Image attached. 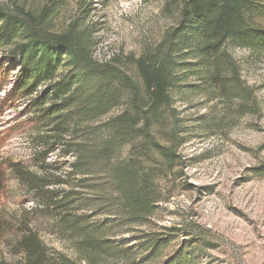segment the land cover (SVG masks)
Returning <instances> with one entry per match:
<instances>
[{"label":"rangeland","instance_id":"obj_1","mask_svg":"<svg viewBox=\"0 0 264 264\" xmlns=\"http://www.w3.org/2000/svg\"><path fill=\"white\" fill-rule=\"evenodd\" d=\"M47 1L11 0L15 6L33 10H41ZM181 2L63 0L49 27L61 32L77 20L91 32L98 61L115 59L138 78L133 60L154 53L166 31L177 24ZM255 19L264 28V0ZM229 52L240 68L241 79L253 88L257 108L245 114L236 99L209 98L204 93L205 82L189 76L183 85H189L191 92L175 96L171 110L166 111L163 131L158 133L166 141V132L177 127L186 141L178 150L180 162L157 174L159 200L143 224H125L112 200L114 191L109 187L103 192L100 167L92 170L84 188H76L82 193V204L83 200L96 201L93 208L79 210L72 218L92 224L100 239L130 255V260L100 258L97 264H165L173 260L177 264H264V49L229 45ZM6 55L0 51V160L19 163L36 175L48 168L65 179L73 157H62L60 151L48 154L50 166L45 169L35 160L43 151L35 137L43 130L33 100L46 85L33 96L19 94L14 86L20 65ZM156 164H160L157 157L149 162ZM37 201L22 178L7 169L0 199V221L5 225L0 264H24L18 242L26 228L38 233L50 264H89L91 257L82 248L80 234L65 227L59 214L38 206ZM152 232L169 239L155 256L143 244ZM185 252L187 258H181Z\"/></svg>","mask_w":264,"mask_h":264},{"label":"trees","instance_id":"obj_2","mask_svg":"<svg viewBox=\"0 0 264 264\" xmlns=\"http://www.w3.org/2000/svg\"><path fill=\"white\" fill-rule=\"evenodd\" d=\"M62 3L48 0L41 10H33L0 0V51L20 65L14 89L33 96L46 85L33 100L43 130L35 137L43 147L36 164L47 168L48 154L59 151L62 157H73L65 179L48 168L36 175L19 163L0 160V199L6 171L11 169L37 195L38 206L59 214L65 227L80 234L89 264L108 257L130 260L129 252L100 239L92 224L72 218L79 210L93 208L96 201L82 204L76 188H84L92 170L100 167L103 192L109 187L114 191L112 200L125 224H143L159 200L157 174L180 162L178 150L186 141L177 127L166 132V141L158 133L175 96L191 92L189 85H183L189 76L205 82L209 98L236 99L241 112H255L254 90L241 79L229 45L264 49V28L255 19L261 0H182L177 24L166 31L154 53L133 60L138 78L115 59L98 61L91 32L77 20L53 32L49 22ZM155 157L160 164L154 167L149 162ZM4 231L0 221V240ZM159 236L148 233L143 241L153 256L169 242ZM18 244L24 264H50L46 246L32 229L22 232Z\"/></svg>","mask_w":264,"mask_h":264}]
</instances>
